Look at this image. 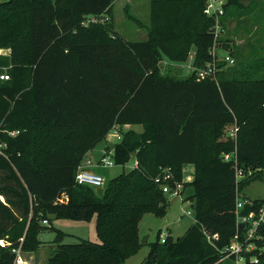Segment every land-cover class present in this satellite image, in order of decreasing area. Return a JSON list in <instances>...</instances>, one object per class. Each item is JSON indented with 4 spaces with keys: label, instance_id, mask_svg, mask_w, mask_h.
<instances>
[{
    "label": "trees",
    "instance_id": "1",
    "mask_svg": "<svg viewBox=\"0 0 264 264\" xmlns=\"http://www.w3.org/2000/svg\"><path fill=\"white\" fill-rule=\"evenodd\" d=\"M163 3L161 24L146 40L128 41L114 31L112 0L0 2V47L9 50L0 55V71L8 74L0 79V264L14 263L12 249L39 248V234L49 228L41 220L49 224V215L92 221L98 240L61 243L64 233L55 229L56 248L39 264H125L143 246V215L166 214L165 194L154 182L159 168L170 167L181 182L186 164L194 166L193 180L182 192L192 188L186 200L194 222L175 239L167 234L149 243L141 264L221 259L235 232L236 201L233 160L223 156L234 155L243 169L259 168L239 182V192L263 178L264 76L215 82L163 71L162 56L181 62L191 46L195 64L207 62L214 24L203 13L205 0ZM230 4L243 6L226 1L224 30ZM228 124L237 128L235 139L221 136ZM115 125L121 138L103 147L112 148L115 165L130 158L138 165L105 180L97 196L93 186L75 181L76 170ZM124 125L142 130L123 132ZM36 144L46 148L38 160ZM262 202L252 199L240 213Z\"/></svg>",
    "mask_w": 264,
    "mask_h": 264
},
{
    "label": "rangeland",
    "instance_id": "2",
    "mask_svg": "<svg viewBox=\"0 0 264 264\" xmlns=\"http://www.w3.org/2000/svg\"><path fill=\"white\" fill-rule=\"evenodd\" d=\"M4 1L7 0H0V2ZM167 1L169 0H112L111 16L114 31L128 41L146 40L148 32L161 24L163 12L160 10V4L162 2L165 4ZM241 1L243 6L230 4L227 16L228 18L231 16L230 14L232 16L226 22L228 30H224L218 37L222 38L219 46L231 51L235 62L221 75L217 76V80L235 79L238 81L245 78L252 79L264 76V0ZM190 52H195L194 46H191ZM218 53L223 54L224 52L219 50ZM8 54V48L0 47V55L7 57ZM183 65V62L173 64V62H170L164 56H162L159 62L160 68L163 71L168 70L175 78H184L186 76ZM5 66L7 67V65ZM250 71L253 73L251 72L250 74ZM232 128L233 124L223 127L221 136H226ZM130 130L138 134L142 130V127L136 125ZM122 131L126 132L127 129L122 128ZM108 136H110L108 141L105 140L98 143L88 154V159L92 162V165L88 166L89 170L100 174L104 178V181L116 176L123 170H129L134 163V158H130L124 166L113 165L103 167L95 164L104 143H111V140L114 138L112 133H108ZM45 150L44 145L36 144L33 149L34 160H38ZM250 169L259 170L258 167H250ZM188 171V168L185 167L182 171V188L185 182L193 180V175ZM187 175L192 176L190 179H187ZM1 177L0 175V179ZM190 194H192V188H185L182 198L180 194L165 195L167 209L163 217H156L150 213L143 215L138 229V236L143 246L135 255L128 259L126 264H141L148 252L149 243L156 241L160 236L169 234L175 239L184 233L194 222V211L192 210L190 201L186 200V197ZM243 197L248 199L264 198V168L263 178L250 182L241 191L240 198L242 199ZM186 211H189V214ZM49 217V224H44L49 228L39 234V238L43 241L41 246L35 251L20 250L15 264H39L45 262L56 248V243L53 242L56 236L55 229L61 230L64 233L60 240L61 243H76L80 238L92 241L98 240L92 221L55 218L52 215H49ZM217 264L228 263L223 260Z\"/></svg>",
    "mask_w": 264,
    "mask_h": 264
},
{
    "label": "built area",
    "instance_id": "3",
    "mask_svg": "<svg viewBox=\"0 0 264 264\" xmlns=\"http://www.w3.org/2000/svg\"><path fill=\"white\" fill-rule=\"evenodd\" d=\"M225 0H205V6L203 8V13L210 18L214 19V24L211 28L213 32V43L208 49L210 59L207 62H204L201 66L195 64V52L191 53L189 51L187 58L181 62L184 63L183 68L186 72V76L194 75L197 81L210 79L217 82V74L223 68L234 64V57L231 54V51L224 49L219 46L218 37L224 31L222 26L219 23V17L224 13ZM92 21L97 20L95 17H90ZM104 20L108 19L107 16L103 18ZM224 52L219 54L218 51ZM177 63V62H173ZM178 66V65H175ZM0 79H8V74L4 71H0ZM237 128L234 127L227 134L228 137L235 139ZM115 137V142H117L121 136L118 126H113L111 132ZM114 142V143H115ZM113 144V143H110ZM4 146V144H0ZM112 148L106 150L105 147H102L99 152L98 159L96 160V165L113 166L115 165L112 158ZM223 159L233 160L231 162L234 168L235 176V185H236V201H235V232L231 237L229 243L220 251L222 257L219 261L230 260L231 264H264V202H262L256 209L250 210L247 213L241 214L240 210L244 205L252 200L248 198H240L241 192L237 190L239 182L251 175L253 170L243 169L238 165L237 159L232 154H225ZM92 165L90 159L85 158L84 161L77 167L75 174V181L79 184H88L93 187L103 186L104 178L91 170L88 166ZM138 165L137 161L134 160L133 166ZM191 175H187V179H190ZM183 180V178H182ZM161 191L165 195H174L180 194L182 198L183 192L181 187V182L174 179L172 170L170 167H160L158 174L154 178ZM183 200V199H182ZM189 214V211H186ZM42 224H48L47 219L41 220ZM166 236H160L159 241L164 242ZM209 237V236H208ZM212 238H216L214 235ZM12 252L19 256V249H12ZM15 264V261L14 263Z\"/></svg>",
    "mask_w": 264,
    "mask_h": 264
},
{
    "label": "crops",
    "instance_id": "4",
    "mask_svg": "<svg viewBox=\"0 0 264 264\" xmlns=\"http://www.w3.org/2000/svg\"><path fill=\"white\" fill-rule=\"evenodd\" d=\"M135 126H136V125H124L123 128H125V129H130V128H134ZM141 127H142V126H141ZM233 127H234V124H233ZM109 138H110V136L107 135V136H106V141H108ZM114 138H115V137H114ZM114 138L111 140V143H114V142H115V139H114ZM102 147H103V146H102ZM88 154H89V152L86 154V158H88ZM184 167H185V168H188V170H189L188 172L191 173V174L193 175L194 166H193L192 164H186V165H184V166H183V170H184ZM192 175H191V176H192ZM134 255H135V254H134ZM132 256H133V255H132ZM132 256H130L129 258L126 259L125 264H126V262L128 261V259H130Z\"/></svg>",
    "mask_w": 264,
    "mask_h": 264
},
{
    "label": "water",
    "instance_id": "5",
    "mask_svg": "<svg viewBox=\"0 0 264 264\" xmlns=\"http://www.w3.org/2000/svg\"><path fill=\"white\" fill-rule=\"evenodd\" d=\"M104 191V187L103 186H96L94 187V192L97 196H102Z\"/></svg>",
    "mask_w": 264,
    "mask_h": 264
}]
</instances>
